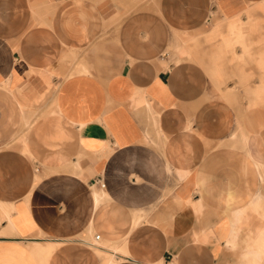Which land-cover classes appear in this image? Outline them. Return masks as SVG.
Listing matches in <instances>:
<instances>
[{"label":"crops","instance_id":"0c3cea01","mask_svg":"<svg viewBox=\"0 0 264 264\" xmlns=\"http://www.w3.org/2000/svg\"><path fill=\"white\" fill-rule=\"evenodd\" d=\"M263 3L0 0V264H249L258 83L237 95L194 45ZM88 230L105 255L72 242Z\"/></svg>","mask_w":264,"mask_h":264},{"label":"rangeland","instance_id":"374dc122","mask_svg":"<svg viewBox=\"0 0 264 264\" xmlns=\"http://www.w3.org/2000/svg\"><path fill=\"white\" fill-rule=\"evenodd\" d=\"M207 47L213 51L210 60L219 52L220 57H216L213 66L233 69L234 77L241 81L237 95L240 91L242 95H249L250 85L257 81V87L253 89H256L258 103L252 108L264 109V3L252 7L241 19L233 22L213 19L194 45L200 63L209 57L206 55Z\"/></svg>","mask_w":264,"mask_h":264},{"label":"bare ground","instance_id":"6f19581e","mask_svg":"<svg viewBox=\"0 0 264 264\" xmlns=\"http://www.w3.org/2000/svg\"><path fill=\"white\" fill-rule=\"evenodd\" d=\"M72 242L82 243L84 245H87V247H89L91 250L97 249L98 251L103 253V251H101V248L102 246H104V244L100 243L98 240L95 239L92 230H88L84 235L75 237V239L72 240ZM53 249H54L53 245H47L46 247L36 246L31 249V252L34 254V256L37 259H39L40 264H45L48 261L49 257L51 256ZM113 250L117 251L116 249ZM103 255H105V253H103Z\"/></svg>","mask_w":264,"mask_h":264},{"label":"clouds","instance_id":"9594fccd","mask_svg":"<svg viewBox=\"0 0 264 264\" xmlns=\"http://www.w3.org/2000/svg\"><path fill=\"white\" fill-rule=\"evenodd\" d=\"M248 257H251L249 264H264V236L258 239L254 246L249 249Z\"/></svg>","mask_w":264,"mask_h":264},{"label":"built area","instance_id":"2783aa9c","mask_svg":"<svg viewBox=\"0 0 264 264\" xmlns=\"http://www.w3.org/2000/svg\"><path fill=\"white\" fill-rule=\"evenodd\" d=\"M100 186L103 188V185L100 184ZM96 238H97V240H100L101 239V235H97Z\"/></svg>","mask_w":264,"mask_h":264}]
</instances>
